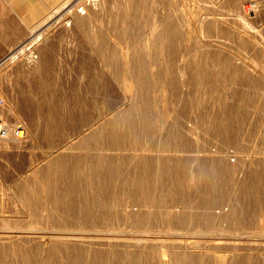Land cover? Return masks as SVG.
I'll list each match as a JSON object with an SVG mask.
<instances>
[{"label": "bare ground", "instance_id": "1", "mask_svg": "<svg viewBox=\"0 0 264 264\" xmlns=\"http://www.w3.org/2000/svg\"><path fill=\"white\" fill-rule=\"evenodd\" d=\"M133 4L134 10L128 0H115V18L110 24L115 25V36H122L124 40L112 43L106 40L104 27L100 29L101 34L95 35L98 60L80 65L86 78L81 77L79 84L77 80L70 81L72 87H76L73 89L76 94L64 101L67 104L62 105V100L55 99L49 107L45 128L58 153L46 166H40L41 169L18 181L14 187L22 207L16 212L24 210L40 226L32 230L39 228L44 232L22 239H16L12 232H0V264H264V252L258 251L264 244V213L256 219V202L250 190L253 186L248 187L253 183L249 162L245 163L248 158L235 152L236 156L231 158L230 152L234 150L230 147L237 145L240 130L236 125H227L230 117L225 116V111L245 106L244 103L251 100V93L238 92V101L218 103V107L212 109L219 115L212 121L204 115L195 116L194 120L198 121L188 123L191 126L215 124V133L221 138L219 142L198 147L196 157L156 156L154 170L147 163L150 159L148 144L158 138V133L152 131L153 122L161 119L154 112L158 103L157 88L172 87L178 99L185 98L183 87L186 86L192 97L214 80L222 83L236 80L242 66L229 61L223 62L225 66L214 64L211 76L207 61L196 60L205 56L195 43L192 48L189 46L187 55L191 62L187 66L190 79L179 82L178 77L185 74L180 67L169 64L178 59L180 49L176 18L171 19L159 11L157 19L145 26L142 18H151L155 10L148 0H135ZM78 11L77 18L87 21L88 9L81 6ZM72 22L67 21V25ZM120 22L128 28L120 26ZM210 25L214 33H228L227 29L216 26L215 21H210ZM146 28L152 33L150 37L145 35ZM42 35L27 43L28 47L41 44ZM243 44H246L247 58L255 61L251 63L255 77L244 76L240 83L249 87L264 84V47L260 52L256 45ZM32 53L34 56L35 52ZM15 57L16 54L12 58ZM91 71L95 73L92 77L87 74ZM115 85L123 90L122 94L115 95ZM82 86L95 92L92 99L96 115L90 119L82 116L81 108L91 104V99L83 94L86 91L80 90ZM100 89L110 91L109 100L102 104L98 102ZM263 102L257 108L263 109ZM66 109L69 115L61 113ZM66 122L71 125L74 136L60 130ZM219 123L223 127H219ZM84 124L87 127L78 130ZM88 159L95 162L94 168ZM163 160L167 167L200 168L199 171L189 170L187 197L178 194L181 190L178 176V180H157L156 184L149 181L152 177L173 176L174 172L166 173L161 168ZM240 160L244 161L241 167L246 173L237 181L234 173L240 171L237 165ZM42 172L44 175L39 179ZM228 174H234L233 192L229 196L215 195L217 186L212 178H224ZM190 179L194 182L192 185ZM38 180L41 185H37ZM159 190L161 193L155 194ZM220 220L228 225L221 228L225 231L217 233ZM237 228L249 231L231 232ZM103 230L110 233L103 234ZM189 234L202 236L203 240L187 237ZM231 235L238 237H226ZM229 238L239 241L233 243V248H226L228 252L224 255L209 251L230 243Z\"/></svg>", "mask_w": 264, "mask_h": 264}, {"label": "rangeland", "instance_id": "2", "mask_svg": "<svg viewBox=\"0 0 264 264\" xmlns=\"http://www.w3.org/2000/svg\"><path fill=\"white\" fill-rule=\"evenodd\" d=\"M64 1L57 3L53 8L54 10L50 11L51 13L48 12L42 17L33 28L34 31H32L33 29L31 30L30 36L12 50V52L17 51L15 58L0 61L3 62L0 65V118L9 126H15L17 123L22 122L27 128V136L20 141L0 140V232H12L16 239L31 238L36 236L35 233L37 232H44L39 228L32 230V228L40 226L24 210L21 213L16 212L21 211L22 207L20 200L16 197L14 187L18 181L41 169L42 167L40 166H46L49 159L58 153L55 148L56 144L50 140L45 128L49 107L53 106L55 99L62 100L60 103L62 105L67 104L64 101H67L69 96L76 94L73 91V89H76V87H72L73 82L77 80V84H79L81 77L86 78L83 76L85 73L80 70V65L98 60L99 51L95 45V35L101 34L102 30L100 29L104 27L103 34L107 37L106 40L112 43L124 40L122 36L120 38L115 36L113 30L115 25L112 27V23L110 24L111 20L115 18V0H67L73 3L68 8L64 7V3H66ZM134 1L128 0L129 7L132 10L135 8ZM148 1L155 12L151 18L145 16L142 18L145 26H149L157 19L159 11H163L171 19L176 18L177 20L178 39L180 41L179 55L178 59L169 64L173 67H180L181 73L183 71V74H185L178 77L179 82H187L190 79L187 66H190L191 62L187 55H189L188 52L195 43L200 46L199 49L203 52L202 54L208 57L206 63L209 66V74L211 76L214 73V64L221 66L223 62L229 61V63H237L242 67L238 73L239 78L236 80L231 83L229 80L223 83L214 80L206 88L202 86L203 91L193 94L192 97L188 95V87L186 86L183 87L185 98L178 99L175 98V90L172 87L166 88L163 86L157 88L158 103L154 112L156 115L159 114L161 119L153 122L152 131L158 133V138L148 144L150 149L147 153L150 159L147 163L154 170L156 167L153 159L156 156L196 157L198 155V151H196L198 147L204 148L208 147L207 145L219 142L221 138L215 133V124L209 123L207 126H203L198 123L191 126L188 123L190 121L192 123L194 121L197 122V119L194 120L195 116L199 118L204 115L210 117L209 119L212 121L219 115V112H214V109H212L217 108L218 103H234L238 101L236 99L238 92L251 93V100L248 103H244L245 106L239 109L236 107L231 108L229 112L225 111V116L230 117V120L226 123L227 125H236L240 130V139L237 145H231L230 149L234 151L230 153L232 154L231 158L236 156L234 155L235 153L241 154V157L248 158L245 163L249 162L250 176L252 175L251 183L253 182L252 185L249 183L248 187L253 186L250 190L253 195L252 200L256 202L254 209L256 208L255 217L257 219L261 213H264V108H257V105L260 106V102L264 101V84L261 83L257 86L249 87L248 85L243 86L240 80L244 76L255 77L254 67L251 66V63L255 61L251 57L247 58L246 44H243V42L250 43L251 47L256 45L258 50L262 52L264 47V0H258L257 6L252 11H245L244 0ZM94 2L97 4L94 5ZM81 6L86 7L90 15V19L85 20L86 22H80L77 18L78 9ZM209 20L215 21L216 26H221L224 30L227 29L228 33L226 32L227 34H225L220 31L214 33ZM67 21L73 22L68 26ZM119 25L128 28L122 22ZM149 30V28L145 29V35H148V37L152 34ZM39 31L43 34L42 43H35L29 48L26 43ZM151 37L154 38V36ZM32 51L35 52L34 56ZM226 57H229V59ZM262 64L264 65V58ZM87 74L92 77L91 75L95 73L91 71ZM105 74V80L108 83L109 73L107 70ZM72 80L73 82L70 83ZM242 88L243 91L241 90ZM81 89H84L86 93L83 94H86L91 99V104L81 108L83 110L82 116L90 119L96 115L95 101L93 100L95 92L88 88L86 90L84 86ZM99 92L98 102L100 104H102V101L109 100L110 91L100 89ZM122 93L123 90L115 85V95ZM176 106L177 108L175 109ZM198 108H201L200 111ZM203 109L206 111H202ZM61 113L69 115L68 109L61 111ZM219 124H221L218 125L219 127H223L222 123ZM70 127L71 125L66 122L60 126V130H64L67 133L70 132L71 137L75 134H72ZM86 127L87 125L84 124L78 130ZM161 133H163L164 137L160 136ZM166 135L169 136L167 137ZM258 160L259 163H255ZM88 162L92 163L93 168L95 167L93 160L88 159ZM165 163L163 160L161 168L166 173L174 172L172 173L173 176L169 178L152 177L149 181L152 184H156L157 180L163 181V179L170 180L171 178L178 180L176 177L178 176L181 183L180 189L182 190H179L178 194L187 197L189 193L186 192V182L189 181L191 176L189 170L199 171L200 168L190 165L167 167ZM243 164L244 161L242 160H240V164H237L239 166L238 170H240L234 173L237 181L246 173V170L241 167ZM80 170L83 171V169ZM234 174H228L224 178H212L217 186L215 195L229 196L233 192L232 189L235 188ZM43 175V172L39 173V179H42ZM191 181L190 179V184L192 185L194 182ZM37 185H41L39 180ZM152 189L155 190L156 188L153 187ZM155 192V194H160L161 190ZM164 192H168V190ZM3 221L7 223L5 224ZM218 225L220 229L216 232L222 233L225 230L221 228L226 227L228 222L220 220ZM248 231L244 228H237L231 232L246 233ZM101 233L108 234L110 232L103 230ZM196 235L189 234L187 237L203 240L202 236ZM220 237L224 238L225 236ZM226 237L238 236L231 235ZM237 241L239 240L229 238L228 242L230 243L221 244V247L211 248L209 251L213 250L217 255H224V253L228 252L226 248H233V243ZM240 242L243 241L240 240ZM261 246L263 247L259 248L258 251L264 252V244ZM116 247L121 246L116 245ZM199 250L201 252L206 251V249Z\"/></svg>", "mask_w": 264, "mask_h": 264}, {"label": "crops", "instance_id": "3", "mask_svg": "<svg viewBox=\"0 0 264 264\" xmlns=\"http://www.w3.org/2000/svg\"><path fill=\"white\" fill-rule=\"evenodd\" d=\"M61 1L62 0H0V61L12 58L14 54L17 56V51L12 52V50L22 44L24 39L30 36L31 30L41 18ZM65 1L64 7L66 8L73 4L67 0ZM78 20L80 22H86L80 19ZM32 31H34V29ZM38 34H42V32H37L30 41ZM207 58H197L196 60L207 61ZM2 63L3 62H0V65ZM225 65L227 64L222 63L221 66ZM220 83H222V81H220Z\"/></svg>", "mask_w": 264, "mask_h": 264}, {"label": "built area", "instance_id": "4", "mask_svg": "<svg viewBox=\"0 0 264 264\" xmlns=\"http://www.w3.org/2000/svg\"><path fill=\"white\" fill-rule=\"evenodd\" d=\"M258 4V0H244V9L252 11ZM27 136V128L24 123L19 122L15 126H9L0 118V140L20 141Z\"/></svg>", "mask_w": 264, "mask_h": 264}]
</instances>
